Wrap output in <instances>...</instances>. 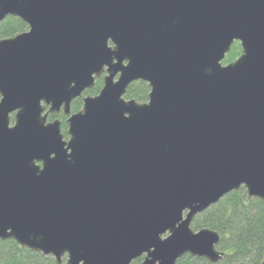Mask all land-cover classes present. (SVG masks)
Returning a JSON list of instances; mask_svg holds the SVG:
<instances>
[{"label":"water","instance_id":"1","mask_svg":"<svg viewBox=\"0 0 264 264\" xmlns=\"http://www.w3.org/2000/svg\"><path fill=\"white\" fill-rule=\"evenodd\" d=\"M8 16L27 31L0 38V241L56 264L221 262L190 225L240 188L264 200V0H0ZM137 81L144 103L124 99Z\"/></svg>","mask_w":264,"mask_h":264},{"label":"trees","instance_id":"2","mask_svg":"<svg viewBox=\"0 0 264 264\" xmlns=\"http://www.w3.org/2000/svg\"><path fill=\"white\" fill-rule=\"evenodd\" d=\"M27 31V26L18 18L6 17L0 23V38H10ZM239 44L234 42L223 63L232 61L239 55ZM102 86L97 79L95 86L85 95L98 94ZM149 88L146 83L137 81L130 84L124 99L138 103L147 101ZM82 106L80 99L71 103V112ZM58 119L61 132L66 131V117L63 114L49 115L48 120ZM190 228L196 232L207 228L219 234L216 249L224 254L223 260L215 264H261L264 260V200L248 198L244 188L225 195L216 204L194 217ZM143 257L135 260L139 264ZM0 264H56L50 256L32 252L18 246L13 240L0 241ZM61 264H65V258ZM176 264H212L204 258L184 255Z\"/></svg>","mask_w":264,"mask_h":264},{"label":"rangeland","instance_id":"3","mask_svg":"<svg viewBox=\"0 0 264 264\" xmlns=\"http://www.w3.org/2000/svg\"><path fill=\"white\" fill-rule=\"evenodd\" d=\"M239 50H240V52H239V55H240V53H241V49H240V47H239ZM239 55H237V56H236L232 61H230V62H233L236 58H238ZM224 59H225V58H224ZM224 59H223V61H224ZM223 61L221 62L222 65H226V64L230 63V62H228V63H223ZM90 96H91V95H90ZM80 109H81V108H80ZM80 109H79V110H80ZM64 139H65V140L68 139V136H66L65 134H64ZM166 235H167V233H166ZM166 235H163V237L166 236Z\"/></svg>","mask_w":264,"mask_h":264},{"label":"flooded vegetation","instance_id":"4","mask_svg":"<svg viewBox=\"0 0 264 264\" xmlns=\"http://www.w3.org/2000/svg\"><path fill=\"white\" fill-rule=\"evenodd\" d=\"M86 91H87V90H86ZM86 91H85V92H86ZM85 92L82 94V96H88V95H85ZM77 99L82 100L81 98H77ZM73 101H74V100H73ZM73 101H72V102H73ZM72 102H71V103H72ZM81 102H82V101H81ZM81 107H82V106H81ZM78 111H79V110H78ZM78 111H77V112H78ZM70 112H71V109H70ZM71 113H72V112H71ZM75 113H76V112H75ZM59 114H62V112H60ZM59 114H57V115H59ZM48 117H49V116H48ZM56 119H57V118H56ZM54 120H55V119H54ZM57 120H58V119H57ZM60 127H61V124H60ZM60 130H61V128H60ZM65 133H66V131H65ZM62 134H63V133H62ZM63 135H64V134H63ZM65 135H66V134H65Z\"/></svg>","mask_w":264,"mask_h":264}]
</instances>
